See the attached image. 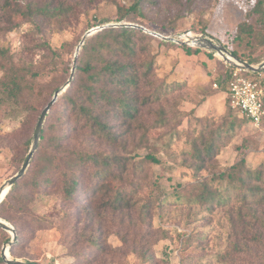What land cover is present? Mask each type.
I'll list each match as a JSON object with an SVG mask.
<instances>
[{"label":"rangeland","instance_id":"374dc122","mask_svg":"<svg viewBox=\"0 0 264 264\" xmlns=\"http://www.w3.org/2000/svg\"><path fill=\"white\" fill-rule=\"evenodd\" d=\"M11 1L8 10L13 11V20L20 26L12 32L0 33V47L10 49L21 59L24 36L33 27L23 23L17 5L25 7L32 0ZM68 1L83 4L77 11L79 20H73L72 25L64 30L54 28L49 41L54 49L64 50L63 58L69 67L73 68L77 48L89 31L119 24L144 28L130 27L143 33L136 37L138 47L143 49L139 59L154 60L153 83L144 91L146 95L153 94L143 109L145 116L115 145L94 139L90 143L96 150L115 152L143 165L142 173L133 171L123 175V180L109 181L107 197L122 189L134 190L133 183L141 179L143 189L137 193L136 207L138 210L151 209L150 225L141 222L135 213L129 219L104 211L100 216L92 212L91 216L96 219L90 226L91 216L89 218L84 209L66 204L61 194L51 188L42 194L31 193L28 210L33 215H27L28 210L23 217L12 214L20 227L16 231L15 257L34 264H263L264 245L255 244L249 234H239V229L235 230L231 224V210L237 204L235 200L230 206L214 209L188 202L191 185L197 179L209 180L219 169L233 165H237L245 177L248 170L256 172L264 166V128H256L241 113L231 109L228 91H223L217 84L228 69L225 61L187 42L189 35L206 34L230 52L235 50L246 59L263 61L264 47L258 46L257 35L233 42L241 23L247 20L254 23L247 14L255 0H145L136 12L130 9L135 0ZM5 3L6 0H0V15ZM122 17L124 19L120 20ZM110 28L120 27L104 29ZM168 38H176L179 42ZM185 47L193 52L200 49V52L188 55ZM246 76L264 82V73L257 79ZM64 78L67 81L61 89L70 76ZM48 80L45 78L41 82ZM163 82L165 86L153 93L154 88ZM173 82H180L183 86L170 91L168 86ZM68 88L59 96V104L51 111L48 125L58 122L56 112L62 110L61 97ZM43 100L36 101L41 108ZM38 118L32 131H18L16 134L13 131L20 126V120L0 119V190L22 169L33 145L32 139L28 149L27 141L34 136ZM218 127L229 131L231 137L215 160L200 167L201 163L193 153L199 149L201 134L209 138L211 131ZM87 140L85 136L75 134L72 146L83 148ZM148 154L156 156L161 163L144 162ZM28 175L31 176L30 171ZM24 177L21 179H26ZM23 190L27 188L22 186ZM83 203L82 200L79 205ZM60 210L64 212L60 214ZM34 216L43 217L52 225L39 229ZM0 219L15 229L4 215H0ZM73 226L77 229L73 230ZM82 232L85 238L99 233L98 238L105 242L107 252L89 249L83 242L84 237H80ZM118 233L126 236L129 243L124 245ZM8 238L12 239L11 234L0 228V257ZM235 243L240 244L239 251L234 247ZM225 254L228 257L223 259ZM229 254L234 257L230 258ZM143 255L147 257L143 259Z\"/></svg>","mask_w":264,"mask_h":264},{"label":"trees","instance_id":"16d2710c","mask_svg":"<svg viewBox=\"0 0 264 264\" xmlns=\"http://www.w3.org/2000/svg\"><path fill=\"white\" fill-rule=\"evenodd\" d=\"M144 2L145 0H135L130 9L136 12ZM11 5L12 1L6 0L2 7L0 33L12 32L20 26L13 20V11L8 10ZM17 6L23 23L31 24L33 29L24 36L25 42L20 51L23 59H18L10 49L0 47V119L20 120V126L13 134L18 131H32L35 119L40 117L54 94L67 81L64 76L71 77L73 68L65 64L64 50L54 49L50 45L49 35L54 28L64 30L72 25L73 20H79L77 11L83 4L70 3L68 0H32L25 7ZM247 17L252 18L254 23L249 20L241 23L233 42H240L245 36L252 38L257 35L258 46L264 47V0H255ZM122 19L124 18H120ZM139 34H143L139 29L123 26L103 29L85 40L77 57L73 82L61 97L62 110L56 112L57 124L48 125L47 122L51 118V111L58 106L59 98L46 118L40 143L28 170L31 176H27V172L24 175L27 176L26 179L16 182L0 205V215H4L14 224L15 231L18 232L20 227L12 214L18 213L23 217L31 204V193L42 194L51 188L61 194L66 204H74L75 207L84 209L89 218L92 212L99 215L104 211H112L113 215L126 216L129 219L135 213L141 222L150 225L151 209L138 210L136 207L137 193L143 189L141 179L133 183L134 190L122 189L112 197H107L109 181L123 180V175L133 171L135 174L142 173L143 165L135 164L136 162H131L128 157L115 152L96 150L90 143V140L94 139L115 145L119 143L121 136L132 132L133 126H137L145 116L143 109L150 103L153 94L146 95L144 91L153 83L151 78L154 76L155 67L154 60L148 62L139 59L143 51L138 47L136 40ZM39 52L40 58L36 61ZM185 52L191 55L199 53L200 49L193 52L185 47ZM231 54L251 65L264 62L246 59L235 50ZM231 71L232 68L228 67L218 80L217 84L223 91H228ZM244 73L257 79L264 71ZM45 78L49 80L42 83ZM261 83L264 86V82ZM163 86L165 82L155 87L153 93ZM182 86L180 82H173L168 86V90L173 91ZM39 98H44L43 108L36 103ZM75 134L88 138L83 148L72 146ZM202 136L200 145L198 144L199 149L193 153L195 159L200 161V167L215 160L231 137L229 131L223 127L212 130L209 138ZM32 139L27 141L28 149ZM143 160L152 164L161 163L153 154H148ZM246 174L244 177L239 167L233 165L219 169L209 180L197 179L195 184L191 185V198L188 202L214 209L230 206L235 200L236 207L231 210L233 228L239 229L241 235L249 234L255 244L264 245V166L256 172L248 170ZM22 186L27 190L22 192ZM82 200L84 203L79 205ZM63 212L59 211L60 214ZM31 213L33 215V212L27 215ZM34 218L39 229L52 225V222L43 217ZM95 219L96 217L91 216L90 226ZM76 227L73 226V230H76ZM84 235L82 232L80 237ZM98 235L99 233H96L90 238L84 237L83 242L92 251L106 253V244L99 240ZM118 235L124 245L129 243L126 236L121 233ZM10 240L8 238L6 242ZM234 247L239 251L240 244L235 243ZM15 248L16 245L10 249L12 260H18L15 257ZM229 255L230 258L234 257L233 254ZM141 257L144 259L147 256ZM226 257L228 254H225L223 259ZM3 263L5 262L0 257V264Z\"/></svg>","mask_w":264,"mask_h":264},{"label":"water","instance_id":"95a60500","mask_svg":"<svg viewBox=\"0 0 264 264\" xmlns=\"http://www.w3.org/2000/svg\"><path fill=\"white\" fill-rule=\"evenodd\" d=\"M123 26L135 27V28H139V29L144 30L143 27L137 26V25H129V24L107 25V26L99 27L97 29H93V30L89 31L88 33H86V35L83 37L81 43L79 44V46L77 48L71 77L69 78L66 85L54 94L52 101L42 111V113L38 119L36 128H35L32 149L30 150L22 169L18 172V174H16L14 177H12L10 180H8V182L5 184V186L0 190V202L6 197V195L8 194V191L13 187V185L16 182H18L25 175L27 169L29 168L30 163L32 161V158L34 156V153L37 150L38 145L40 143V140L42 137L43 127L45 125L46 118H47L49 112L53 108L54 104L56 103V101L58 100V98L62 94V92L65 91L66 88H68L73 81V77H74V73H75V69H76L77 57L79 55L81 47L84 45L85 40L90 35H92L94 32H96L98 30H101L104 28H109V27H123ZM198 46L203 48L204 50L214 51V52L221 54L223 59L227 63L231 64L233 67H235L241 71L250 72V73H260L261 71L264 70V62L262 64H260L259 66H254V65H251L247 62H244V61L234 57L231 54V52L225 46H223L220 43H213L211 41L204 40V42L199 44ZM0 228L9 232L12 236V239L2 249L1 257H2L3 261L6 264H34V263L24 262V261H20V260H12L10 258V249L17 242L16 231L10 224H8L7 222H5L1 219H0Z\"/></svg>","mask_w":264,"mask_h":264},{"label":"built area","instance_id":"2783aa9c","mask_svg":"<svg viewBox=\"0 0 264 264\" xmlns=\"http://www.w3.org/2000/svg\"><path fill=\"white\" fill-rule=\"evenodd\" d=\"M204 40L218 43L206 35H189L187 42L190 46H198ZM171 41L179 42L176 38L171 39ZM191 41L194 45H191ZM209 52L224 60L221 54L214 51ZM225 64L227 67L232 68L231 80L228 84V101L231 109L241 113L256 128H264V86L260 81L244 75V71L233 67L226 61ZM215 87H217L216 84Z\"/></svg>","mask_w":264,"mask_h":264},{"label":"bare ground","instance_id":"6f19581e","mask_svg":"<svg viewBox=\"0 0 264 264\" xmlns=\"http://www.w3.org/2000/svg\"><path fill=\"white\" fill-rule=\"evenodd\" d=\"M192 44L194 45V43L192 42Z\"/></svg>","mask_w":264,"mask_h":264}]
</instances>
